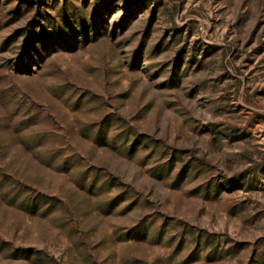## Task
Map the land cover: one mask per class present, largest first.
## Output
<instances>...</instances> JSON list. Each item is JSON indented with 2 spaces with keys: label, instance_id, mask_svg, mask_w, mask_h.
<instances>
[{
  "label": "rangeland",
  "instance_id": "1",
  "mask_svg": "<svg viewBox=\"0 0 264 264\" xmlns=\"http://www.w3.org/2000/svg\"><path fill=\"white\" fill-rule=\"evenodd\" d=\"M0 264H264V0H0Z\"/></svg>",
  "mask_w": 264,
  "mask_h": 264
}]
</instances>
